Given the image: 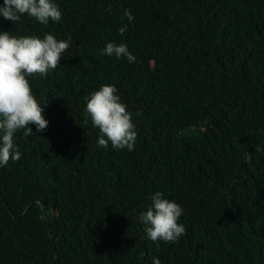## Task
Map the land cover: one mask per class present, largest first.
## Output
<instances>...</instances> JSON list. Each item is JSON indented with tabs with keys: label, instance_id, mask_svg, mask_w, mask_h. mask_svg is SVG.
Here are the masks:
<instances>
[{
	"label": "trees",
	"instance_id": "1",
	"mask_svg": "<svg viewBox=\"0 0 264 264\" xmlns=\"http://www.w3.org/2000/svg\"><path fill=\"white\" fill-rule=\"evenodd\" d=\"M53 2L47 25L0 16L13 36L71 37L26 77L48 126L17 132L21 159L0 167V264H264V0ZM110 42L135 61L101 55ZM102 85L132 113L133 151L97 144L85 97ZM157 191L186 229L159 246L139 219Z\"/></svg>",
	"mask_w": 264,
	"mask_h": 264
},
{
	"label": "clouds",
	"instance_id": "2",
	"mask_svg": "<svg viewBox=\"0 0 264 264\" xmlns=\"http://www.w3.org/2000/svg\"><path fill=\"white\" fill-rule=\"evenodd\" d=\"M25 14L43 25L62 18L60 8L53 0H3L0 6V16L11 22L20 21ZM124 16L129 22L134 19L130 10H125ZM118 31L123 36L127 25ZM70 44V36L67 40H58L51 34H45L43 38L38 35L17 37L0 30V167L6 166L9 160L21 159L22 154L14 140L17 132L23 130V135L28 137L33 135L29 125L34 124L37 132H43L48 126L42 115L44 107L38 103L26 77L47 75L50 70L57 69ZM101 55L114 56L117 60L126 57L130 63L135 61L125 43L110 42ZM117 92L114 85H102L85 97V112L93 126L99 129V147L107 148L111 143L116 150L133 151L137 140L136 126L132 113ZM255 151L264 152V147L257 146ZM244 160L250 164L252 154L245 153ZM150 199L151 205L139 216L147 237L157 246L160 241L177 242L186 231L184 225L178 223L183 215L181 205L164 198L159 191ZM152 264H161V261L154 257Z\"/></svg>",
	"mask_w": 264,
	"mask_h": 264
}]
</instances>
